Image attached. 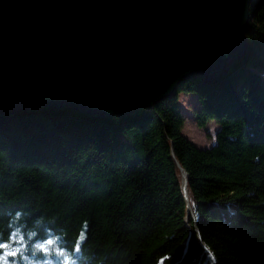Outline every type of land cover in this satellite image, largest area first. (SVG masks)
<instances>
[{
	"label": "trees",
	"instance_id": "1",
	"mask_svg": "<svg viewBox=\"0 0 264 264\" xmlns=\"http://www.w3.org/2000/svg\"><path fill=\"white\" fill-rule=\"evenodd\" d=\"M250 15L227 72L152 107L0 114V264H264V0ZM180 93L212 146L183 134Z\"/></svg>",
	"mask_w": 264,
	"mask_h": 264
},
{
	"label": "water",
	"instance_id": "2",
	"mask_svg": "<svg viewBox=\"0 0 264 264\" xmlns=\"http://www.w3.org/2000/svg\"><path fill=\"white\" fill-rule=\"evenodd\" d=\"M252 1L0 0V114L152 107L244 55Z\"/></svg>",
	"mask_w": 264,
	"mask_h": 264
},
{
	"label": "rangeland",
	"instance_id": "3",
	"mask_svg": "<svg viewBox=\"0 0 264 264\" xmlns=\"http://www.w3.org/2000/svg\"><path fill=\"white\" fill-rule=\"evenodd\" d=\"M178 98L184 116L183 134L200 148L210 147L215 144L218 124L211 121L203 127L197 126L190 109L191 106H194L197 103L195 95L192 93H180ZM183 173L185 172L183 171Z\"/></svg>",
	"mask_w": 264,
	"mask_h": 264
},
{
	"label": "bare ground",
	"instance_id": "4",
	"mask_svg": "<svg viewBox=\"0 0 264 264\" xmlns=\"http://www.w3.org/2000/svg\"><path fill=\"white\" fill-rule=\"evenodd\" d=\"M183 179H184V177H183Z\"/></svg>",
	"mask_w": 264,
	"mask_h": 264
}]
</instances>
